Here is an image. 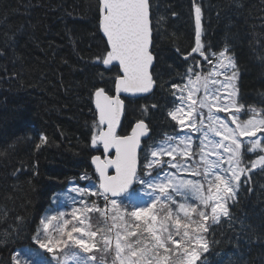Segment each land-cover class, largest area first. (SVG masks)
<instances>
[{
    "label": "trees",
    "instance_id": "1",
    "mask_svg": "<svg viewBox=\"0 0 264 264\" xmlns=\"http://www.w3.org/2000/svg\"><path fill=\"white\" fill-rule=\"evenodd\" d=\"M150 4L157 86L150 96L125 100L122 135L146 121V150L177 134L179 126L168 116L172 85L186 84L189 67H212L192 53L197 6L203 50L211 56L227 46L238 66L239 102L264 109V0ZM99 16L98 0H0V264L32 244L40 220L59 211L68 187L92 176L98 149L91 140L99 131L94 93L103 87L113 95L118 74L97 59L107 47ZM249 175L229 204L233 219H222L207 234L206 264H264V171ZM95 201L103 206L102 199ZM92 217L94 228L104 225L98 213Z\"/></svg>",
    "mask_w": 264,
    "mask_h": 264
},
{
    "label": "snow or ice",
    "instance_id": "2",
    "mask_svg": "<svg viewBox=\"0 0 264 264\" xmlns=\"http://www.w3.org/2000/svg\"><path fill=\"white\" fill-rule=\"evenodd\" d=\"M98 2L99 28L107 47L106 54L97 59L118 74L114 79L115 95H109L103 87L94 93L99 131L91 143L94 147L102 144L103 151L113 152L114 158L101 162L99 156L93 157L98 187L71 191L81 197H97L104 203L101 206L98 201L81 199L80 206L69 213L46 215L32 240L51 258L37 260L29 250L23 260L17 253L13 264H108V257L110 264H206L204 254L210 250L207 234L222 219H233L229 201L237 199L242 184L250 179L249 173L257 167L264 171V155L250 168L242 166L245 152H264L261 138H256L264 133V109L246 108L239 102L238 66L227 46L211 56L203 50L201 8L197 6L196 46L192 53H199L212 67L204 75L189 67L184 77L188 83L172 85L174 100L168 116L184 135L166 136L164 141L147 146L141 162V138L148 136L147 123L138 121L128 135L118 134L117 129L125 110L121 93L147 94L157 86L150 0ZM221 76L223 81L218 79ZM242 112L246 118H242ZM218 113L226 116L221 119ZM194 133L199 134L198 150H194ZM242 137L256 139H250L246 146ZM213 156L215 159H210ZM109 168L114 174H108ZM157 168L160 171L153 175ZM185 173L198 179H184ZM93 213L103 218V226L94 228ZM96 253L101 256L98 258Z\"/></svg>",
    "mask_w": 264,
    "mask_h": 264
},
{
    "label": "rangeland",
    "instance_id": "3",
    "mask_svg": "<svg viewBox=\"0 0 264 264\" xmlns=\"http://www.w3.org/2000/svg\"><path fill=\"white\" fill-rule=\"evenodd\" d=\"M223 71V70H222ZM229 71V74H230V71L231 70H228ZM199 73V72H198ZM193 79H194V76H193ZM218 79H220V80H224V77L223 76H221V77H219ZM238 82H239V74H238V78H237V80H236V86L238 87ZM200 95H202V91H201V93H200ZM205 115H206V110H205ZM218 116H220V118L221 119H223L225 116H226V114L225 113H218L217 114ZM248 115H251V113H248ZM241 116H242V118H246L245 117V114L242 112L241 113ZM206 123H207V121H205ZM229 123H230V121H229ZM230 126L231 127H235V125H232V124H230ZM206 130V129H205ZM185 131H187V129H185ZM179 135H184V133L183 132H181L180 130H178V132H177V134L176 135H174V136H179ZM193 135V141H194V150H198V149H196V145H198L199 144V139L197 138L198 136H199V134L198 133H194V134H192ZM214 139H219V137H213ZM256 138H261V141H262V144H264V133H262V134H258V137H256ZM256 138H248V137H242L241 139H242V141L244 142V144L246 145V146H248V144H249V140L250 139H256ZM164 141V140H163ZM160 142H162V141H160ZM159 142V143H160ZM158 144V143H157ZM182 147V146H181ZM261 155H264V152H261V151H259V150H257L256 152H245L244 153V160L246 161V162H248L249 164H251L253 161H255V160H257L258 159V157L259 156H261ZM164 159L165 160H168V159H170L169 157H164ZM210 159H215V157L213 156V157H210ZM196 160L198 161L199 160V157L197 156L196 157ZM244 160H243V163H244ZM242 166H243V164H242ZM225 167H227V165H225ZM258 169H260V167H257V168H255V169H253L252 171H255V170H258ZM165 171H169V172H176V170L175 169H169V168H165ZM179 175V174H178ZM146 179H148V177H145ZM183 178L184 179H198L197 177H193V176H189V175H187L186 173L183 175ZM244 179V177H242V180ZM81 183H85V186H82L81 184H78V183H76L75 185H73V186H71L70 187V189L68 190V191H66L65 193H63V195L61 196V198L59 199V202H58V210L59 211H64V212H70L71 211V209L73 208V207H78V206H80L79 205V201L81 200V199H84V200H86V201H88L89 203H91L92 201H95V200H97L98 198L97 197H94V196H89V195H85V196H83V197H81V196H79L76 192H72L71 191V189H73V188H88V189H94L95 187H98V181H96L94 178H88V179H82L81 180ZM140 187V186H139ZM65 197H68L67 199L65 198ZM71 198H75V200H76V204H73V201H72V199ZM143 199H148V197H143ZM230 202L231 201H229V204H230ZM96 215V213H93V214H91V217L92 216H95ZM93 218V217H92ZM96 220H98L99 222H101L100 221V219L98 218V219H96ZM29 250H32V251H34L33 249H31V248H26V249H23V248H19L17 251H16V254L17 253H20L21 254V256H20V258L23 260L24 258H25V253H27ZM76 251H78V249L76 250ZM16 254H15V256H16ZM101 254V253H100ZM96 255H97V257L99 258L101 255H99V253H96ZM41 257H43V258H45L44 256H38V257H36V259L37 260H39ZM51 257H49L48 259H50ZM46 259V258H45ZM110 260L111 259H109L108 258V264H110Z\"/></svg>",
    "mask_w": 264,
    "mask_h": 264
},
{
    "label": "water",
    "instance_id": "4",
    "mask_svg": "<svg viewBox=\"0 0 264 264\" xmlns=\"http://www.w3.org/2000/svg\"><path fill=\"white\" fill-rule=\"evenodd\" d=\"M102 33V32H101ZM102 36H103V33H102ZM104 37V36H103ZM153 37H154V32H153ZM105 39H106V37H104ZM155 63H156V59L154 60V66H155ZM154 90H155V88H154ZM154 90H153V92H154ZM152 92V93H153ZM152 93H147V94H138V95H136V96H131L130 94H124V93H121V98L123 99V98H137V97H145V96H149V95H151ZM109 94V93H108ZM110 95V94H109ZM114 95H115V93H114ZM124 109L126 110V103H125V105H124ZM95 110H96V108H95ZM125 110H124V112H123V114L121 115V124H120V127L117 129V133L119 134V132H120V129H121V126H122V122H123V120H124V117H125ZM96 113H97V118H98V111L96 110ZM135 126V125H134ZM133 126V127H134ZM105 128H106V126H104ZM131 134V133H130ZM149 134H150V130H149V133H148V136H149ZM148 136H146V137H142L141 138V150L143 149V146H144V144H143V142H144V139L145 138H147ZM97 145H99L100 147H101V149H102V151H103V146H102V144H97ZM95 147H97V146H95ZM141 150H140V155H141ZM103 155H104V158L101 156V155H96V156H99L100 158H101V162L102 161H104V160H106V159H108V158H114V153L113 152H109V153H105L104 151H103ZM95 157V156H94ZM92 161H93V159H92ZM92 167L95 169V171H96V165L95 164H93V162H92ZM97 173V172H96ZM108 174L109 175H112V174H114V169H112V168H109L108 169ZM97 175H98V177H99V174L97 173Z\"/></svg>",
    "mask_w": 264,
    "mask_h": 264
},
{
    "label": "flooded vegetation",
    "instance_id": "5",
    "mask_svg": "<svg viewBox=\"0 0 264 264\" xmlns=\"http://www.w3.org/2000/svg\"><path fill=\"white\" fill-rule=\"evenodd\" d=\"M114 95V94H113ZM125 100H126V98H125ZM123 125V124H122ZM97 149H98V154L97 155H101V156H103V151H102V149L100 148V146L99 145H97ZM93 168V167H92ZM91 178H94L96 181H98V183H99V177H98V175H97V173H96V171H95V169L93 168V173H92V176H90Z\"/></svg>",
    "mask_w": 264,
    "mask_h": 264
}]
</instances>
